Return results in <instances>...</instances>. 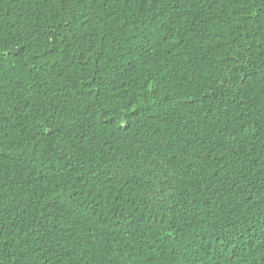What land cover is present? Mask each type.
Here are the masks:
<instances>
[{
  "label": "trees",
  "instance_id": "1",
  "mask_svg": "<svg viewBox=\"0 0 264 264\" xmlns=\"http://www.w3.org/2000/svg\"><path fill=\"white\" fill-rule=\"evenodd\" d=\"M0 264H264V0H0Z\"/></svg>",
  "mask_w": 264,
  "mask_h": 264
}]
</instances>
